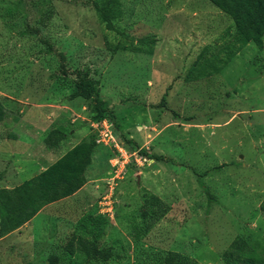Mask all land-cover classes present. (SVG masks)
Wrapping results in <instances>:
<instances>
[{
    "label": "rangeland",
    "instance_id": "obj_1",
    "mask_svg": "<svg viewBox=\"0 0 264 264\" xmlns=\"http://www.w3.org/2000/svg\"><path fill=\"white\" fill-rule=\"evenodd\" d=\"M82 1L0 0V186L41 167L52 128L64 138L77 131L64 145L96 138L92 109L70 96L72 69L86 65L113 108L114 131L174 160L119 162L113 216L101 220L110 157L120 153L97 142L91 186L0 233V264H51L50 255H59L56 264H80L85 253L65 250L79 232L111 250L84 264H156L170 251L179 264H228L223 252L236 236L264 251V35L262 48L249 42L235 50L233 21L210 0H119L117 29ZM48 2L52 12L38 35L23 32L37 26ZM147 35L155 37L150 55L118 46ZM42 39L66 54V74ZM195 60L204 64L201 75L189 72ZM162 95L167 107L152 106ZM199 172L215 193L210 204ZM150 193L159 201L150 205ZM87 216L91 224L80 226Z\"/></svg>",
    "mask_w": 264,
    "mask_h": 264
},
{
    "label": "trees",
    "instance_id": "obj_2",
    "mask_svg": "<svg viewBox=\"0 0 264 264\" xmlns=\"http://www.w3.org/2000/svg\"><path fill=\"white\" fill-rule=\"evenodd\" d=\"M26 3V0H22ZM46 1V0H42ZM220 10L227 13L233 21L234 31L233 39L235 41V50L241 49L249 42H253L259 48L263 45L264 35V0H210ZM83 3H88L97 14L99 20L105 23L106 27L117 29L113 23V18L119 11V0H84ZM30 3L33 5L32 0ZM46 9L40 13L41 20L34 19L37 26L27 25L25 33H37L39 25H45L44 19H48L51 15L52 8L50 2ZM46 44L45 53L55 54L58 57L60 70L66 74L68 71L66 54L57 49L49 40L42 39ZM126 42V43H125ZM155 37L147 35L138 39H130L123 43H118L119 48L134 50L139 53L152 54ZM229 51L228 56L224 61L228 60L232 55ZM212 65V66H211ZM210 69L214 71L220 69L221 64H211ZM204 64L195 60L189 67V72L197 69L196 75L204 73ZM73 89L70 93L71 97L80 96L84 98L87 104L92 109L91 117L94 120L108 118L113 120V108L108 105L107 99H104L100 92L99 80L91 76L89 66H82L72 69ZM152 106L167 107V99L162 95L161 99L152 103ZM174 116H178V112L172 110ZM3 116L2 105L0 103V119ZM111 120V121H112ZM116 133V132H115ZM122 140L123 145L129 151H136L138 154L146 158L155 160L173 161L174 159L164 153L150 152L145 146H140L138 141L125 132L116 133ZM63 131L60 128H52L44 137L47 146L55 145L63 138ZM95 137L91 134L88 138H83L69 149H67L55 161L48 164L46 167L32 175L26 177L20 182L13 185L0 187V233L14 228L26 219L32 217L36 211L44 204L55 201L62 197L68 196L83 185L86 180L85 170L91 163L93 152L96 147ZM199 172L197 180L202 186L207 195L208 204L216 199L213 190L204 183L202 174ZM159 197L150 193V205L158 202ZM264 208V203L262 204ZM142 209L141 213H144ZM97 218L103 220L106 217L97 213ZM264 218V217H263ZM93 218L86 217L85 221L81 220L80 226L90 225ZM100 227L97 229L99 233ZM96 235L92 240L86 238L82 233L73 234L65 245L67 254L73 252H83L87 257L101 258L106 260L110 253V247H98ZM224 259L228 264H264V251H258L251 246L249 242L241 237L236 236L223 252ZM51 264H56L59 255H50ZM86 258L84 262L88 259ZM178 254L176 251H170L163 259L156 264H179L177 263ZM84 262L80 264H84Z\"/></svg>",
    "mask_w": 264,
    "mask_h": 264
},
{
    "label": "built area",
    "instance_id": "obj_3",
    "mask_svg": "<svg viewBox=\"0 0 264 264\" xmlns=\"http://www.w3.org/2000/svg\"><path fill=\"white\" fill-rule=\"evenodd\" d=\"M94 129L96 130V142L98 143H104V144H111L114 145L115 148L120 153V156L115 153L110 157L111 161V170L109 171L112 173L110 175V178L108 179L109 181V186L108 189L102 194L101 198L99 199V213L108 217V216H113V204L114 200L112 197V192L114 188V179L116 176L119 175L118 169L119 168V162H125L127 161V157L131 155L135 161L141 162V161H146L148 158L145 156H142L138 154L136 151H129L124 145L122 140L117 136L115 133L112 123L110 120L106 118H102L100 120H94L92 122ZM113 182V183H112Z\"/></svg>",
    "mask_w": 264,
    "mask_h": 264
},
{
    "label": "crops",
    "instance_id": "obj_4",
    "mask_svg": "<svg viewBox=\"0 0 264 264\" xmlns=\"http://www.w3.org/2000/svg\"><path fill=\"white\" fill-rule=\"evenodd\" d=\"M77 135V131L72 129V131L68 132V134L66 135V137L64 138H61L59 140V142H57L54 146H51V147H47L44 151V155L47 157L49 155H55V151H59V154L57 156H54L53 159H51L50 161H47L45 163H43L44 160H46V157H44V159L40 162V159H39V165L41 166L35 173H37L38 171H40L41 169H43L44 167H46L48 164L52 163L53 161H55L59 156H61L67 149H69L71 146H73L75 143H77L78 141H80L81 139L83 138H86L85 135H82L80 136L78 139H76L75 141H73L71 144L69 145H64V144H68L70 142V139L73 138V136H76ZM66 146V147H65ZM61 151V152H60ZM49 154V155H48ZM94 157H92V160H91V163L87 166L86 170H85V176H86V180L85 182L83 183V185L81 187H79L76 191H74L73 193H71L70 195L72 194H76L77 192H84L85 189L89 188L92 184V175H93V172L91 173V164L92 162L94 161ZM31 162L33 161H36L35 159H31L30 160ZM36 163V162H35ZM34 173V174H35ZM32 174V175H34ZM32 175H29L30 177ZM27 176V177H29ZM26 178V177H25ZM24 179V178H22ZM21 179V180H22ZM20 180V181H21ZM18 181V182H20ZM17 183V182H16ZM15 184V183H14ZM13 185V184H11ZM10 186V185H9ZM1 187V186H0ZM68 195V196H70ZM68 196H65V197H68ZM65 197H62V198H65ZM58 200V199H57Z\"/></svg>",
    "mask_w": 264,
    "mask_h": 264
},
{
    "label": "water",
    "instance_id": "obj_5",
    "mask_svg": "<svg viewBox=\"0 0 264 264\" xmlns=\"http://www.w3.org/2000/svg\"><path fill=\"white\" fill-rule=\"evenodd\" d=\"M153 159V158H152Z\"/></svg>",
    "mask_w": 264,
    "mask_h": 264
}]
</instances>
